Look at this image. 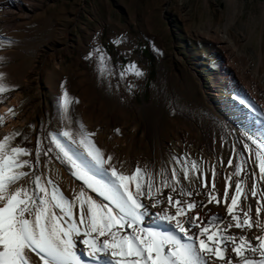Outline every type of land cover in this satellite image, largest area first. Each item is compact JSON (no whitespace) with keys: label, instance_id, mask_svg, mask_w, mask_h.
<instances>
[{"label":"rangeland","instance_id":"obj_1","mask_svg":"<svg viewBox=\"0 0 264 264\" xmlns=\"http://www.w3.org/2000/svg\"><path fill=\"white\" fill-rule=\"evenodd\" d=\"M0 37L14 41L0 48L7 87L0 106L13 99L1 114L8 121L5 135L12 137L7 143L33 149V163L37 136L67 123L57 104L62 84L73 101L71 126L89 127L106 153L120 159L131 152L142 169L161 167L165 157L181 174L184 161L176 164L173 157H186L189 166L195 160L211 177L204 159L213 162L208 153L214 155L216 147L221 185L235 143L233 128L246 138L252 135L248 119L261 121L237 101L250 98L263 108L264 92H249L254 79L264 86V0H0ZM118 38L122 42L113 46ZM95 45L111 54L103 70L98 59H85ZM130 61L145 73L127 77L125 83L138 85L131 92L123 84L115 87L118 76L108 79ZM222 72L229 80L223 77L224 84L217 77ZM117 138L125 146L119 152L109 144ZM251 148L259 172L260 149ZM128 167L129 173L135 169ZM37 172L69 197L82 184L66 165L43 155Z\"/></svg>","mask_w":264,"mask_h":264},{"label":"snow or ice","instance_id":"obj_2","mask_svg":"<svg viewBox=\"0 0 264 264\" xmlns=\"http://www.w3.org/2000/svg\"><path fill=\"white\" fill-rule=\"evenodd\" d=\"M5 43L14 41L0 37V48ZM94 58L103 70L111 54L95 45L85 59ZM129 75L139 79L145 73L130 61L109 72L108 79L118 76L115 87L123 84L131 92L138 85L125 83ZM4 76L0 72V93L7 91ZM62 88L57 104L67 123L37 136L35 163L33 149L11 146L9 135L0 139V264H37L33 256L40 264H264V140L245 134L260 149L258 175L245 152L237 151L239 162H227L235 179L224 177L222 194L216 166L209 182L197 161L189 166L186 157H173L176 164L184 161L182 174L175 166L170 173L147 166L129 173L83 123L71 126L67 114L73 101ZM237 102L264 122V108L250 98ZM243 148L249 150V144ZM41 155L66 165L82 182L79 191L69 197L45 173L38 174ZM249 197L256 200L254 211Z\"/></svg>","mask_w":264,"mask_h":264},{"label":"bare ground","instance_id":"obj_3","mask_svg":"<svg viewBox=\"0 0 264 264\" xmlns=\"http://www.w3.org/2000/svg\"><path fill=\"white\" fill-rule=\"evenodd\" d=\"M233 46V45H232ZM262 59V56H261V54H259L258 56H257V61H256V69L258 70V67L259 66H261L260 65V63H261V60ZM262 64V63H261ZM227 69V68H226ZM225 75H226V73H224ZM223 74V72L222 73H219L218 74V78L219 79H223V77H225V75ZM228 74V73H227ZM227 80H228V77H225ZM231 79V78H230ZM221 81V82H220ZM219 82L222 84L223 82H224V79L223 80H220ZM229 81V80H228ZM257 79H254V85H253V90L251 91V92H249L250 93V95L251 94H253V91L254 92H264V86L263 87H259V85H258V83H257ZM227 82V81H226ZM224 84V83H223ZM13 103V99L11 98L10 100H9V102H5V103H3L1 106H0V137H3L6 133H7V131H8V128H7V126H6V124L8 123V121H3V119H2V113H4L5 112V110L8 108V106L10 105V104H12ZM262 103H263V108H264V101H262ZM262 123H264V122H262V121H259V122H255V121H253L252 119H248V121L246 122V125H245V127L247 128V129H249V130H251V132H252V135H254L255 137H257V138H259L260 140H264V136H262L261 135V126H262ZM85 126V125H84ZM86 127V126H85ZM86 129L88 130V131H90L91 132V130L89 129V127L87 128L86 127ZM233 131H234V134H235V143H234V147H233V149H232V151H231V153H230V158H232L233 159V162L234 163H237V162H239V160H240V158H239V156L237 155V151H242V152H245L244 151V148H243V144L244 143H248L249 144V148H250V150L248 151V152H245V157L248 159V163H249V165L256 171V173H257V175H258V172H257V170H256V167H255V165L252 163L253 162V155H252V148H251V145H252V143L250 142V141H248L246 138H244L241 134H239L234 128H233ZM107 136V135H106ZM110 136H107L106 138L109 140L110 138H109ZM116 138V137H115ZM112 139V138H111ZM111 141V143H109L110 144V148L111 147H113V149H114V151H116V152H119V149H121V150H123L124 148H125V146L120 142V140H119V138H117V140H110ZM162 147L163 148H167V146L165 145V144H163L162 143ZM111 150H112V148H111ZM213 153H214V155L212 154V153H208V155L210 156V158H212V160H213V162L212 161H210L209 159H204V161L206 162V164H210L211 165V167L213 166V165H215L216 166V168H217V170H218V172H219V153H218V151H217V148L215 147L214 149H213V151H212ZM117 158V160L118 161H120V162H122L123 163V165L124 166H129L128 167V170H130V171H132L134 168H135V163L132 161V158H131V152H129V154L127 155V156H124V157H122V158H118V157H116ZM161 167H159V168H157V165H156V163L154 164V165H152L148 170L149 171H155V172H159V170L162 168V167H164V168H166L167 169V171L170 173V171H171V168H170V166H169V164H168V162H167V160H166V158L164 157L163 159H162V163H161V165H160ZM227 170H228V173H227V175H232V178L233 179H235V176H234V168H232V167H229L228 165H227ZM65 179H66V181L67 182H69V183H71L72 184V181L73 180H71L67 175H65ZM157 180H159V176H157ZM207 180L209 181V182H211V180H212V176L211 177H208L207 176ZM219 178L217 177V180H216V186H217V188H219L220 190H221V194H222V191H223V188H224V186H225V184L224 185H221L220 184V182H219ZM263 183V182H262ZM247 184H248V187L250 188V186H251V181L249 180L248 182H247ZM69 185V184H68ZM82 186V184L80 185V187ZM230 191H232V189H230ZM92 195V194H91ZM249 202L252 204V206H253V211L255 210V206H256V200L255 199H253V198H251V197H249ZM210 207H212L213 208V210L214 211H217V212H223V209H221V208H219V207H216V206H214V205H210Z\"/></svg>","mask_w":264,"mask_h":264}]
</instances>
